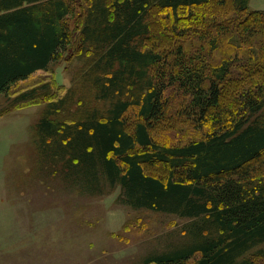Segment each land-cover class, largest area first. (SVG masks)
I'll return each mask as SVG.
<instances>
[{"label":"rangeland","instance_id":"374dc122","mask_svg":"<svg viewBox=\"0 0 264 264\" xmlns=\"http://www.w3.org/2000/svg\"><path fill=\"white\" fill-rule=\"evenodd\" d=\"M248 1L247 10L238 12L232 0H210L181 9L178 19L152 8L146 48L173 51L177 62L182 55L181 74L188 67L203 80L218 76L222 87L211 121L200 124L187 113L189 96L180 78L168 77L165 117L150 123L157 143L183 145L244 120L264 126V107L249 110L250 101L264 102V24L256 21L258 12L264 14V0ZM87 7V0H75L66 19L71 46L58 60L0 93V264H150L148 259L196 240L193 219L131 206L120 185L69 171L67 158L56 157L39 135L44 118L71 124L108 117L111 101L101 99L95 85L101 51L90 53L80 43ZM245 19L242 26L238 20ZM126 119L127 131L140 121L132 110ZM250 167L245 185L256 189L264 182V154ZM144 169L168 175L161 163ZM88 186L99 192L79 191ZM250 257L264 264V242L241 259Z\"/></svg>","mask_w":264,"mask_h":264},{"label":"trees","instance_id":"16d2710c","mask_svg":"<svg viewBox=\"0 0 264 264\" xmlns=\"http://www.w3.org/2000/svg\"><path fill=\"white\" fill-rule=\"evenodd\" d=\"M87 1L80 43L90 53L101 51L94 65L95 85L97 95L111 101L108 117L71 124L44 118L38 126L44 145L56 157L67 158L64 165L72 173L120 185L125 201L135 208L193 219V244L148 263L253 264L254 258H241L264 242V182L248 189L245 181L253 168L249 166L264 154V126L238 121L205 139L174 146L157 143L150 132V123L165 117L168 77L184 84L187 113L198 123L210 122L219 107L220 77L203 80L188 67L181 74L186 65L182 55L177 62L175 52L163 54L145 44L151 37L152 8L168 10L178 19L181 9L210 0ZM232 2L238 12L248 8V0ZM74 3L0 0V93L47 70L71 46L66 19ZM263 16L258 12L256 21L264 24L258 18ZM238 21L246 26V19ZM259 102L250 101L251 114L264 107ZM130 110L140 121L127 131ZM155 163L163 164L168 175L145 172L144 166ZM96 189L79 191L95 194Z\"/></svg>","mask_w":264,"mask_h":264}]
</instances>
